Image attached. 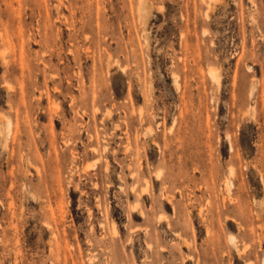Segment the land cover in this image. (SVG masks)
Instances as JSON below:
<instances>
[{"label": "rangeland", "instance_id": "obj_1", "mask_svg": "<svg viewBox=\"0 0 264 264\" xmlns=\"http://www.w3.org/2000/svg\"><path fill=\"white\" fill-rule=\"evenodd\" d=\"M0 133V264H264V0H0Z\"/></svg>", "mask_w": 264, "mask_h": 264}, {"label": "bare ground", "instance_id": "obj_2", "mask_svg": "<svg viewBox=\"0 0 264 264\" xmlns=\"http://www.w3.org/2000/svg\"><path fill=\"white\" fill-rule=\"evenodd\" d=\"M7 121V120H6ZM8 122V121H7ZM7 124V123H6ZM8 126V125H7ZM9 127V126H8ZM1 134V133H0ZM231 238H233V237H231Z\"/></svg>", "mask_w": 264, "mask_h": 264}]
</instances>
